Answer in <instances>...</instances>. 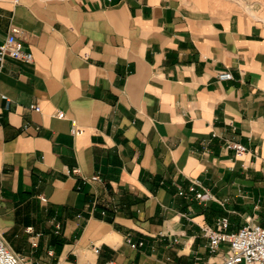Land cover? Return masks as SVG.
<instances>
[{
  "label": "crops",
  "instance_id": "0c3cea01",
  "mask_svg": "<svg viewBox=\"0 0 264 264\" xmlns=\"http://www.w3.org/2000/svg\"><path fill=\"white\" fill-rule=\"evenodd\" d=\"M13 26L0 233L26 264H222L202 227L264 226V0H0Z\"/></svg>",
  "mask_w": 264,
  "mask_h": 264
},
{
  "label": "built area",
  "instance_id": "2783aa9c",
  "mask_svg": "<svg viewBox=\"0 0 264 264\" xmlns=\"http://www.w3.org/2000/svg\"><path fill=\"white\" fill-rule=\"evenodd\" d=\"M112 2L113 0H106ZM18 2V0H17ZM24 31L17 26L11 27L5 41L0 45V71L4 67L6 57H13L26 62H31L34 59L32 52L26 51L24 48ZM218 79L221 81L233 80L234 76L229 71H221L218 74ZM31 108L36 111H41L38 105H32ZM57 116L61 119L66 117L64 112H58ZM72 133H76V121L73 120ZM229 147L237 152L245 151L246 148L239 143H230ZM264 158V151H263ZM75 174L80 172L79 169H73ZM86 181H100L98 175L93 176ZM201 186L199 181H193L188 189L189 193H193L199 200L211 199L212 196L198 189ZM180 195H186L187 192L180 189ZM43 202H46L45 197H41ZM61 225L56 224V233H60ZM203 235L208 239V250L214 255L219 252L222 244L228 245V250L224 255L222 264H264V226L248 223L239 231H230V221L228 217H220L215 222V227H202ZM126 243L133 249H139L145 246L144 240H135L131 234L126 235ZM100 248L96 247L95 252L99 253ZM50 256H54V252H49ZM0 264H26L24 257L15 253L9 246L4 235L0 233ZM55 264H63L58 261Z\"/></svg>",
  "mask_w": 264,
  "mask_h": 264
},
{
  "label": "rangeland",
  "instance_id": "374dc122",
  "mask_svg": "<svg viewBox=\"0 0 264 264\" xmlns=\"http://www.w3.org/2000/svg\"><path fill=\"white\" fill-rule=\"evenodd\" d=\"M247 1H250L251 2V1H255V0H247ZM244 6H245V8L249 9V5H247L246 3H244Z\"/></svg>",
  "mask_w": 264,
  "mask_h": 264
}]
</instances>
